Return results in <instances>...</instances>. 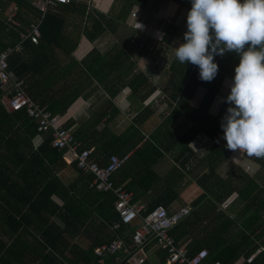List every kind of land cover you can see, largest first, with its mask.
<instances>
[{"label":"trees","instance_id":"trees-1","mask_svg":"<svg viewBox=\"0 0 264 264\" xmlns=\"http://www.w3.org/2000/svg\"><path fill=\"white\" fill-rule=\"evenodd\" d=\"M139 1L113 0L110 11L107 13L97 9L88 10L86 4H76V0L70 5H63L54 11H49L40 24L41 36L39 42L33 44L30 41H26L23 53L12 54L8 59L9 72L17 79L23 80L24 92L33 101L47 107L54 115H65L81 94V89L73 84V86L70 85L67 88L63 96H56V92L53 91L54 84H59V82L66 84L65 81L67 79L66 72L58 74L61 68V61L57 63V51L60 50L66 57H72V53L78 46V43L73 44L68 39V36L66 37L67 14L74 12L80 15L81 23H86L82 26V29L80 27V29L76 30L78 31V36L83 33L90 41L94 42L103 34L118 35L120 33V43L125 41L130 46L132 37H136L138 41L145 39L144 35L125 23L133 7ZM150 1L144 2L143 4L145 5L143 7L152 12L155 8L159 9L163 0ZM169 1H175L181 10L188 12L191 9V0ZM9 4L10 2H8ZM11 4L20 6V1L11 0ZM40 16L41 14L37 10H32L31 19L36 20ZM25 23L29 24L30 22ZM162 27L165 35L163 41L160 42L161 44L159 43V47L164 48L162 44L167 46L173 44L179 29L175 21L164 23ZM19 40V34L14 30L7 29L0 21V53L8 46H14ZM183 42L184 36L181 40V43ZM157 45L156 48H158ZM131 48L136 49L135 47ZM115 50L118 51V49ZM137 51L140 52L139 50ZM157 53L155 57H157ZM96 54L97 50L91 53L82 63H74L75 67H79L77 81L81 82L83 80L81 83L89 87L97 84L101 88H107L111 82L115 81L113 79L115 76L116 80L120 79L127 82L128 87L143 102H147L156 93L162 91L165 101L172 104L171 114L169 117L164 118L150 134H147L143 128L145 121L155 113V109L150 104L137 113L133 122L119 134L114 133L110 129L108 121H105L101 130H96L95 127L99 123L100 118L86 121L78 128H74V122L72 121L66 125V128L73 130L76 137L83 141V147L95 144L91 159L97 161L100 166H105L108 157L111 155H116L120 158L129 156L128 161L115 172L112 178L116 184L124 185L127 190L133 192L135 202L146 198L148 192L152 194L145 201L147 209L143 212V215L157 205H163L167 208L176 198L174 183L182 178V173L175 164L168 172H163L160 170V161L166 156H173L174 163L176 162L178 165L183 166L194 157L193 152L188 147V140L192 135L188 139L179 138L177 133L170 129V123L176 119L181 111H191L197 116L194 117V120L198 128L216 139L209 156L216 155V151L217 156H222L223 149H226L227 146L226 141L223 139L220 118H210L207 114L191 107L189 100L198 88L217 93L227 75H235V66L240 62L239 57L235 52L226 53L223 57L216 56L215 60L219 67L220 65H226L228 60L231 67L228 71L221 69L213 81L203 82L199 79L198 66H193L190 63L181 64L175 59V55L172 57V51H170L167 57L169 61L165 77L161 78L157 83H152L146 74L139 73L131 76L130 72L135 65L124 50L116 54L114 59L111 58L109 60L96 56ZM2 93L3 89L0 87V96ZM162 101L163 99H161ZM226 106L227 103L223 104L222 109H225ZM117 112L118 109L114 108L113 113L108 114V119L113 118ZM0 115L11 121V123L9 122L11 127L17 125V130H22V133L26 134V138L33 139L38 136L43 138V143L35 152V157L41 158L44 162L43 169L47 171V177L53 176L50 177L44 186L41 195L59 194L61 190H66L67 192L68 188L66 189L59 179L54 177L55 174L49 168V164L52 163H60V166L66 164L64 150H59L52 146V138L49 133H38L37 123L26 114L25 110L9 113L0 103ZM87 125H89V128L95 126L90 136L85 132ZM18 131H15L14 134H17ZM175 147L176 149L181 148L180 154L176 152L177 156L176 154L172 155L170 152ZM253 159L264 169V157H254ZM74 165L76 167V164ZM80 174L82 176L81 179L86 183L84 200L78 201V199L72 197L75 201H71L67 198L68 201L62 209L56 203L52 204L55 206V211L59 210V215L63 219H65L63 214L72 212L70 217L66 219L69 228L78 230L90 228V230L97 232V239L88 248L84 249L77 246V249H73L77 260L73 263L71 261V263L79 264L78 260H80L86 264H99L98 258L94 254V249L102 244L110 243L117 237L123 238L125 244L131 245L132 235L137 226L121 225L119 229L114 230L113 226L119 223V216L114 210L115 196L112 193L96 191L90 187L93 176L82 172ZM211 174L216 176L217 172L215 169H211ZM210 176V174L207 175V178L200 182V185L204 193L213 196L216 194L215 205L221 203L233 193H237L245 201V204L233 217H227L225 214L215 215V220L209 233L211 240L205 264H237L241 259H245V264H247V260L261 250V253L251 263L260 264L264 260V250H262L259 243L263 233H256L255 227L264 222V186L259 183V176H250L242 169L235 167L226 179L217 177L216 184L207 185L205 182L209 181L208 178ZM208 212L213 213L214 207H210ZM188 218L181 221L170 232L178 245L182 244L181 240L187 234L189 235L187 230L188 223L186 222ZM188 249L190 256H194L204 247H188ZM164 257V254L160 257L161 262ZM119 258L121 256L108 258L103 264H118L116 259L118 260Z\"/></svg>","mask_w":264,"mask_h":264},{"label":"crops","instance_id":"crops-1","mask_svg":"<svg viewBox=\"0 0 264 264\" xmlns=\"http://www.w3.org/2000/svg\"><path fill=\"white\" fill-rule=\"evenodd\" d=\"M13 1H20V6L11 4V0H0V8L5 11L9 7L16 6L21 27L18 30L12 29L3 21H0L7 29L14 30L19 34L28 29L30 24L35 21L31 19L32 10L35 8L33 7V0ZM164 1L168 2V0ZM8 2H10L9 5ZM76 4L85 3L77 2ZM168 4L174 5L172 8L175 10L179 8L175 1H169ZM94 9L88 6V10L92 11ZM75 14L74 12L67 14L65 33L71 43H78V46L72 53V57H66L60 50L57 51V63L61 61V68L58 74L66 72V84L59 82V84L52 85L56 96H63L70 85L79 87L81 94L62 117L66 125L73 121L74 128H78L91 119L100 118L96 127L92 126L89 128V125H87L85 132L88 136L93 132V127L96 130H101L105 121L109 122L108 126L114 133L119 134L133 122L137 113L156 100L159 92L147 102H143L132 92L127 82L120 79L116 80L115 76L113 77L115 81L111 82L107 88H101L97 84L90 87L85 86L81 83L83 80L81 82L77 81L79 67H75L74 63H82L95 50H97L96 56L108 60L114 59L116 54L124 50L135 65L130 72L131 76L143 73L149 77L152 83H156V81L158 82V80L165 77V71L168 68L167 57L171 50L167 49L161 63L156 64V59L153 63L147 64L143 58L144 54L131 48L127 42L125 44L120 43L119 34H103L94 42L90 41L83 33L78 36L79 34L76 30L80 29V27L82 29L83 23H81V19H77L78 17L74 16ZM25 22L30 23L26 24ZM139 31L143 32L142 29ZM176 39L177 36L175 37ZM115 49H118V51ZM226 63V65H220L219 71L221 69L226 71L230 69L229 60ZM163 64H166V66L163 67ZM232 76L234 77L232 74L227 75L217 93L198 88L189 100V105L207 114L210 118L218 117L220 118L219 121H221L229 106L227 104L226 108L222 109L230 92ZM162 99V102L161 98L158 100L160 106L157 109L153 107L155 113L143 124L147 134H150L164 118L169 117L171 114L172 104L165 101V98ZM114 108L118 109L117 114L113 118L108 119V114L113 113ZM194 117L197 116L191 111H181L176 119L170 123V129L177 133L179 138L188 139L192 135L188 140V147L193 152L194 157L185 165L180 166L178 163H174L173 156H166L160 161L159 166L160 170L165 173L172 169L174 164L179 170L189 166L190 169L186 173L180 170L182 178L174 183L176 198L167 207V210L168 212H173L183 206L191 207L192 212L187 216L189 218L186 221L189 235L187 234L181 240L182 244L180 245H184L187 248L202 246L208 250L211 240L209 233L215 220V215L225 214L227 217H233L243 208L245 201L237 193H233L221 203L215 205L216 194L213 196L204 193L200 182H203L207 178L206 176L210 174L209 181L205 182V184H216L217 177L226 179L235 167L243 169L244 166L248 165L252 168L251 173H253V176H259V183L263 185L264 174H262V171L264 169L255 162L254 157L250 158L240 155L239 150L234 152L226 148L223 149L222 156H217V151L215 152L216 155L209 156L216 139L205 131L200 130L195 124ZM9 122L11 123L9 119L0 115V264H72L77 260L73 249H77V246L84 249L88 248L97 239V232L90 230V228H82L80 230L69 228L66 219L70 217L72 212L63 214L65 218L63 219L59 215V210L55 211V206L52 203H56L62 209L68 199L71 201H75V199L83 201V196L86 193V183L81 179L82 176L74 164L66 160V164L62 166H60V163H52L49 164L51 172L55 174L54 177L58 178L66 189L68 188V193L66 190H61L59 194L54 193L50 196H42L41 192L44 186L50 177L53 176L47 177L48 173L43 169L44 162L41 158L35 157V152L42 145L43 138L38 136L28 139L25 136L26 134L22 133V130H17V125L11 127ZM15 131H18V133L14 134ZM94 145L92 144L86 148L94 149ZM180 151V147L178 149L175 147L170 152L174 155L176 152L180 154ZM211 169H215L217 172L216 176L211 174ZM151 195L148 192L146 198L139 201L146 204L145 201ZM204 195L205 197L203 198ZM223 203H226V208L220 206ZM210 207H214L213 213L208 212ZM218 207L220 210L216 211L215 209ZM255 231L256 233H263L259 243L262 250H264V222L257 225ZM146 254V264H160V257L163 253L154 245L151 244L147 247ZM78 261L79 264H86L80 260ZM116 263L122 264V259L119 258ZM237 264H245V259H241ZM260 264H264V260Z\"/></svg>","mask_w":264,"mask_h":264},{"label":"built area","instance_id":"built-area-1","mask_svg":"<svg viewBox=\"0 0 264 264\" xmlns=\"http://www.w3.org/2000/svg\"><path fill=\"white\" fill-rule=\"evenodd\" d=\"M73 1L33 0V7L41 14L40 18L32 22L28 29L19 33L20 40L14 46L8 47L0 53V87L3 89L0 103L9 113L25 110L26 114L37 123L38 133H49L52 138V146L64 150L66 161L76 164L78 171L83 174L93 176L90 187L98 192L112 193L115 196L114 210L119 216V223L113 226L114 230L119 229L121 225L137 226L132 235L131 245L125 244L123 238L117 237L110 243L102 244L94 249V254L100 264H103L108 258L117 256H121L122 264H145L147 261L146 249L151 244L165 255L160 264H205L208 258L207 249H200L197 254L190 256L189 249L184 245H178L170 234L175 226L191 214V207L183 206L173 212H168L163 205H157L143 215L147 205L141 201L135 202L133 192L127 190L124 185L116 184L112 178L115 172L128 161L129 156L120 158L111 155L108 157L107 164L100 166L97 161L91 159L93 148L83 147V142L76 137L74 131L66 128L64 118L60 115H54L47 107L33 101L24 92L23 80L17 79L9 72V57L12 54L23 53L26 41L33 44L39 42L40 24L45 15L60 6L70 5ZM130 19L135 22L131 24L133 28H137V24L142 25L144 23V20L138 17V13L135 11L131 12ZM0 20L12 29L18 30L21 27L16 6L9 7L5 11L0 8ZM145 33L147 32L143 30L142 34L148 38ZM164 35V30L160 28L153 33L152 37H155L156 40L160 39L162 42ZM130 46L137 48L146 56H151L156 52V45L146 39L138 41L136 37H132ZM172 57H174V52H172ZM168 61L169 59H167V63ZM189 169V166L180 168L183 173ZM251 170V166H244L245 172ZM220 206L226 208V203ZM215 210L219 211L220 209L218 207ZM260 253L261 250L250 257L247 263H253Z\"/></svg>","mask_w":264,"mask_h":264},{"label":"clouds","instance_id":"clouds-1","mask_svg":"<svg viewBox=\"0 0 264 264\" xmlns=\"http://www.w3.org/2000/svg\"><path fill=\"white\" fill-rule=\"evenodd\" d=\"M140 27L134 29L142 34ZM174 49L181 64L198 66L203 82L216 78V56L238 55L220 124L223 139L229 151L264 157V0H191L184 42Z\"/></svg>","mask_w":264,"mask_h":264},{"label":"rangeland","instance_id":"rangeland-1","mask_svg":"<svg viewBox=\"0 0 264 264\" xmlns=\"http://www.w3.org/2000/svg\"><path fill=\"white\" fill-rule=\"evenodd\" d=\"M78 3H85L88 6H90L91 8H95L98 9L100 11H103L105 13L110 11L111 5L113 3V0H76ZM148 2L150 0H147ZM146 0H140L134 7L132 11H135L138 13V17H141L144 20V23H142L141 27L138 29H142L145 30L148 35L149 38V42L154 43V45L158 44V48H156V52L157 53V57H154L156 52L154 54H151V56H143V58L146 60L147 64L153 63L154 60L157 59L156 64L157 63H161V61H163L165 54L167 52V49H170L172 52H174V48L178 47L181 43L182 37L184 36L185 31L187 30V11L185 10H181L178 8L173 9L172 7L174 5L168 4V2H165L164 0L161 2V5L159 7V9H154L152 12L149 11L148 9L144 8L143 6L145 4H143L144 2H147ZM152 2V1H150ZM150 6V3H149ZM131 11V12H132ZM168 12V14H167ZM131 14V13H130ZM74 16L78 17L77 19H80V15L75 14ZM167 19V20H166ZM175 21L179 32L177 33V39L175 41H173V44L171 46H167L166 44H162L164 46V48H162L161 46L159 47L160 43V39L156 40V38L152 37L153 33L157 30L160 29L162 27V24L164 23H171ZM134 20L130 19V15L127 19V24L131 27V24H134ZM86 23H84L83 25H85ZM120 35V33H119ZM147 38V37H146ZM125 41H123L124 43ZM160 43V44H159ZM143 54V53H142ZM163 67L166 66V64L162 65ZM159 81V80H158ZM157 83V81H156ZM160 98H164V95H162V91H159V94L156 98L160 100ZM154 100V102H152L151 104L155 105L156 109L160 106L159 103H156ZM150 104V105H151ZM251 172V171H250ZM249 172V173H250ZM264 171H262V174ZM250 176H253V173L249 174ZM264 186V183H263Z\"/></svg>","mask_w":264,"mask_h":264}]
</instances>
